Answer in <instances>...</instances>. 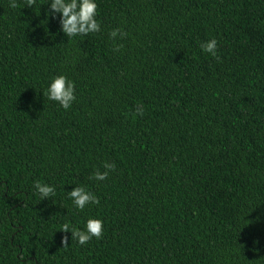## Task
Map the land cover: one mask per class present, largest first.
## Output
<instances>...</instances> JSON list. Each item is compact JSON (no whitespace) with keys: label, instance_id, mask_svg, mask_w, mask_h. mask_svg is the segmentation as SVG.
Masks as SVG:
<instances>
[{"label":"trees","instance_id":"obj_1","mask_svg":"<svg viewBox=\"0 0 264 264\" xmlns=\"http://www.w3.org/2000/svg\"><path fill=\"white\" fill-rule=\"evenodd\" d=\"M10 2L0 264H264V0H94L101 31L76 37L51 0ZM117 28L127 36L114 52ZM211 39L219 60L201 48ZM60 75L76 85L68 110L47 96ZM105 162L116 170L89 179ZM35 182L56 194L42 199ZM75 187L100 203L80 211ZM89 219L102 239L60 231Z\"/></svg>","mask_w":264,"mask_h":264},{"label":"clouds","instance_id":"obj_2","mask_svg":"<svg viewBox=\"0 0 264 264\" xmlns=\"http://www.w3.org/2000/svg\"><path fill=\"white\" fill-rule=\"evenodd\" d=\"M36 4V0H24V6L33 7ZM16 0H11L10 7L15 9L19 7ZM98 5L94 0H51L49 15L60 14L61 30L67 37L87 36L88 34L99 33L101 31L100 24L98 23L97 16ZM53 18H55L53 16ZM127 36V33L122 29H114L109 33L110 39L113 41V51L119 52L123 45L117 43L118 39L122 40ZM203 51L211 54L217 60V40L211 39L201 44ZM75 88L74 82L69 81L64 75L57 76L51 82L48 90V99L54 102H58L61 107L68 110L72 103L75 101ZM144 107L142 104H138L135 116H143ZM104 171L101 172L97 169L89 179L97 181H104L109 177L110 172L116 170L114 163L103 164ZM35 188L40 194L42 199H47L56 194V189L48 184H41L35 182ZM69 198L73 201L76 208L83 211L89 204L98 205L100 200L92 192L86 191L84 187H75L69 192ZM62 233H71V240H75L79 245L83 246L89 243L93 238L100 240L104 235L103 221L100 219H89L86 223V231H82L78 228L71 227L69 223H65L61 226ZM62 248L69 247V238L67 235L61 239ZM24 260V257H20ZM26 264H31L30 259L25 261Z\"/></svg>","mask_w":264,"mask_h":264}]
</instances>
